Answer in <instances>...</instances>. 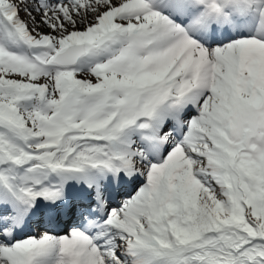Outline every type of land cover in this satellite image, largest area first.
<instances>
[{
    "label": "snow or ice",
    "instance_id": "snow-or-ice-1",
    "mask_svg": "<svg viewBox=\"0 0 264 264\" xmlns=\"http://www.w3.org/2000/svg\"><path fill=\"white\" fill-rule=\"evenodd\" d=\"M0 264H264V0H0Z\"/></svg>",
    "mask_w": 264,
    "mask_h": 264
}]
</instances>
